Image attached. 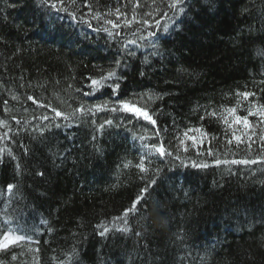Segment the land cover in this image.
<instances>
[{"label":"trees","instance_id":"1","mask_svg":"<svg viewBox=\"0 0 264 264\" xmlns=\"http://www.w3.org/2000/svg\"><path fill=\"white\" fill-rule=\"evenodd\" d=\"M65 3L0 0V264H264V0Z\"/></svg>","mask_w":264,"mask_h":264},{"label":"snow or ice","instance_id":"2","mask_svg":"<svg viewBox=\"0 0 264 264\" xmlns=\"http://www.w3.org/2000/svg\"><path fill=\"white\" fill-rule=\"evenodd\" d=\"M187 2V0H159V4H163L166 6V8L168 9V11H164L163 12V16L164 17H167V18H170L169 17V12L173 13V15H176L178 13H183L184 12V8H183V5ZM42 3L49 9L50 12H55V13H59V12H65V13H68L69 12V9L65 3V0H42ZM71 3L72 4H75L76 3V0H71ZM152 3L153 4H157V0H152ZM139 3L135 4L134 7H139ZM154 11H156L157 13L160 12V8L159 6L157 5V7L155 9H153ZM117 13H119V9H117ZM70 15H73L74 17V14L72 13H69ZM145 15H148V16H151L152 13L149 12V13H145ZM118 19H119V16H118ZM134 22H139V21H136V18L135 16L133 17L132 20H126L125 21V26L126 27H130L132 25V23ZM143 24L145 25H149V21L147 19H144L143 21ZM108 23L112 24L113 27H119V25L117 23H114L113 21H108ZM159 21H156V26L157 28H159ZM150 26V25H149ZM167 25H164V28L163 30L166 32L167 31ZM156 33L155 32H152V33H149V35H152L154 36ZM132 43H135V41H132ZM131 54V53H130ZM119 62H117L118 64ZM141 75H143V73H141ZM115 76V70L113 71H109L107 73L106 76H102L100 78V80H92V84L93 85H102L103 82L107 79H110L111 77ZM119 85H115V88H118ZM238 95H243L245 99L248 98V96L250 95H255L254 93H243V94H238ZM28 99L32 100L33 97H28ZM151 99V97H150ZM6 103V102H5ZM122 107L125 111H128V112H132L133 114H135L138 118L139 117H142L143 119L145 120H148L150 121L152 124H155V121L152 120V117L149 115V113L146 111V110H142L141 108L139 107H136L135 105H130L128 102H122ZM261 107H264V106H261ZM103 108V106H97V109L98 110H101ZM119 109L117 108H112L111 111L115 112V111H118ZM53 111L56 112V116H61L62 113H60L59 111H56L55 109H53ZM75 111H79L81 113H83L85 110L83 109V107L79 108V109H76ZM230 111L232 112H235V109H231ZM254 113L252 112H249V115H253ZM214 115V114H213ZM261 115H264V112H261ZM67 118V117H65ZM44 119H48V117H44ZM240 118L237 117V121H239ZM243 122L245 123V125H247V117H244L243 118ZM107 124V125H111L112 124V121L111 120H105L104 124H101L99 126L100 130H102L104 128V125ZM57 127H59V125H57ZM264 139V138H262ZM229 143H231V141H229ZM156 153H158L161 157H163L164 155H171L172 153L171 152H166L163 144H159V145H151L150 146ZM250 147V145H249ZM187 150V149H185ZM25 152H27V149L25 148ZM179 158V157H177ZM147 159L146 156H142L141 159H140V162L138 164L135 165V167H137L141 172L143 173H147L148 172V168L145 166V160ZM256 161H252V163H255ZM217 163H220L219 161H217ZM232 163H244V164H247L249 163V161L247 160H244V161H232ZM194 167L198 166V165H193ZM205 167L207 165H204ZM125 167H128V164H125ZM156 173L158 174L159 173V169H156L155 170ZM38 175H43V173H37ZM144 177H142L143 179ZM156 183V179L155 178H151L148 182V185L142 189V191H147V187H150L151 185L155 184ZM15 186L12 185V184H9L7 186V189L9 192H11L13 190ZM143 199V197H140L138 196L137 199L135 201H133V204L130 208L128 209H125L124 210V213L122 214L123 217H127L129 215V213H133V212H136L137 211V204L140 203V201ZM125 223H127V219H125ZM102 228V231L99 233L101 236H104L105 234H107L109 232V229L103 225L100 226ZM129 229L125 228V229H121V231H128ZM137 236L141 235V233L137 232L136 233ZM24 237L23 236H13V235H10L9 233L5 232L2 236H0V249H8L10 247V245H14L16 244L19 240L23 239ZM13 259H16L15 256L12 257Z\"/></svg>","mask_w":264,"mask_h":264},{"label":"bare ground","instance_id":"3","mask_svg":"<svg viewBox=\"0 0 264 264\" xmlns=\"http://www.w3.org/2000/svg\"><path fill=\"white\" fill-rule=\"evenodd\" d=\"M36 4H38L39 8H42V7L44 6L46 9H48V8L42 3V0H36ZM51 14H52V19H63V20H64V19L68 16V17L72 18V19L74 20V22H75L77 25H79L80 27H82V25H85V26L88 25V22H87V23H81V22H85V21L80 20L76 14H74V17H73V15H70L69 12H68V13H65V12H59V13L51 12ZM162 21H163V19H162ZM68 22L72 23L71 20H69ZM160 22H161V21H160ZM45 24L48 25V26H50V25L53 24V21H52V20H50V21L47 20V21L45 22ZM101 25L103 26V29H104V30L107 29V31H108V26L104 25L103 23H102ZM72 34L74 35L75 33L72 32ZM7 158H9V156L6 155V154H4L3 151H0V160H6ZM15 236H16V235H15ZM19 241H20V240H19ZM19 241H18V242H19ZM10 246H11V245H10ZM0 250H4V249H0Z\"/></svg>","mask_w":264,"mask_h":264},{"label":"rangeland","instance_id":"4","mask_svg":"<svg viewBox=\"0 0 264 264\" xmlns=\"http://www.w3.org/2000/svg\"><path fill=\"white\" fill-rule=\"evenodd\" d=\"M10 235H13V234H10ZM13 236H15V235H13Z\"/></svg>","mask_w":264,"mask_h":264}]
</instances>
